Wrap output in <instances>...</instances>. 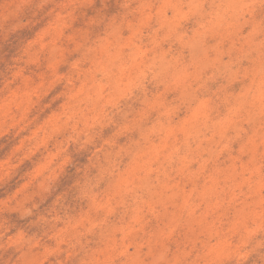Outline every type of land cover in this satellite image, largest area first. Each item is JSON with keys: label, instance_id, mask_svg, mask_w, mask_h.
Listing matches in <instances>:
<instances>
[{"label": "rangeland", "instance_id": "obj_1", "mask_svg": "<svg viewBox=\"0 0 264 264\" xmlns=\"http://www.w3.org/2000/svg\"><path fill=\"white\" fill-rule=\"evenodd\" d=\"M0 264H264V0H0Z\"/></svg>", "mask_w": 264, "mask_h": 264}]
</instances>
